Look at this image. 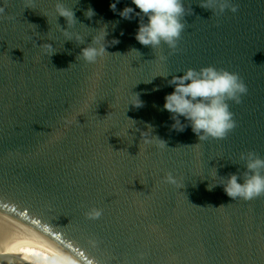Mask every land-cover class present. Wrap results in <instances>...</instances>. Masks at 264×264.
<instances>
[{
    "label": "water",
    "instance_id": "water-1",
    "mask_svg": "<svg viewBox=\"0 0 264 264\" xmlns=\"http://www.w3.org/2000/svg\"><path fill=\"white\" fill-rule=\"evenodd\" d=\"M111 2L63 0L78 20L65 32L58 0H0V264H264V195L207 188L243 173L242 153L264 157V0L223 13L184 0L175 49L140 44V17ZM105 23L104 43H119L88 63L79 53ZM208 65L248 92L228 101L236 127L199 141L163 105L172 75ZM146 123L167 145L145 143Z\"/></svg>",
    "mask_w": 264,
    "mask_h": 264
},
{
    "label": "clouds",
    "instance_id": "clouds-1",
    "mask_svg": "<svg viewBox=\"0 0 264 264\" xmlns=\"http://www.w3.org/2000/svg\"><path fill=\"white\" fill-rule=\"evenodd\" d=\"M118 3L119 0H112L110 9L118 12L121 18L131 20L134 18L133 14L140 17L139 27L135 33V39L140 44L150 46L152 49L158 48L162 43L167 44L170 49L177 47L186 27L184 0H132L135 8L128 5L122 10L117 9ZM200 6L212 10V13L215 11L223 13L227 10L238 11L234 0H203ZM136 9H139V12H136ZM84 14L91 19L96 15V11L89 7ZM57 15L66 18L67 28H63L65 32H68L71 25L78 23L74 8L64 6L63 0H58ZM141 15L144 19L146 18V23H141ZM97 30L91 42L87 43L79 53V56L88 63H95L103 57L105 52H108L109 44L119 43V39L115 37L111 40L112 43H104L108 41L106 37L109 34L106 23ZM74 39L84 44V38L80 34L77 33ZM68 40H73V38ZM46 43L49 47H53L52 43ZM168 84L174 86V90L165 95L163 109L171 114V119L174 121L171 129L182 132L190 125L193 133L201 141L209 137L224 139L236 127L237 122L228 101L240 103L248 92L247 84L238 72L217 68L214 65L200 69L189 68L182 72V75H172ZM136 94L135 100L129 105L136 108L143 107L144 101L138 93ZM181 116L185 118L186 123L181 121ZM153 137L167 145L164 139L154 134V126L146 123L145 129L142 130V138L145 143H150ZM241 160L244 161L245 171L243 173L237 171L227 177L221 176L223 181L216 184L209 183L208 190L211 191L216 186L222 185L226 195L234 200L237 198L252 200L264 195V171H262L264 170V157L254 151H249L241 154ZM216 174L218 175L217 169ZM167 181L176 183L175 177L171 174L167 176ZM100 214L99 210L91 213L93 217H98Z\"/></svg>",
    "mask_w": 264,
    "mask_h": 264
}]
</instances>
